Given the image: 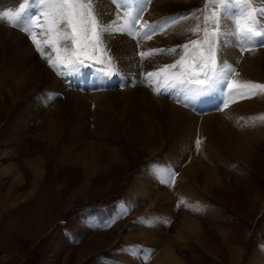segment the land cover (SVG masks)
Instances as JSON below:
<instances>
[{
  "label": "rangeland",
  "instance_id": "obj_1",
  "mask_svg": "<svg viewBox=\"0 0 264 264\" xmlns=\"http://www.w3.org/2000/svg\"><path fill=\"white\" fill-rule=\"evenodd\" d=\"M0 1V13L11 8L10 6L12 5H9V3L6 2L7 5L2 0ZM256 1L250 0L253 3ZM152 2L153 0L150 1V3ZM159 2L162 4V12L165 10V13L163 12L164 15L161 17H176L187 24L183 33L173 35L172 46L169 47V49H176V61L181 59L185 44L190 45V52L191 41H202L204 39L205 27H207L210 39L213 40L214 37L211 36V33L214 30L215 18L220 10L225 8L224 0H159ZM229 6H231V9L234 7V5ZM253 9L259 11V7ZM95 13L97 15L96 10ZM228 15L235 27L236 42L238 43V47H236L241 52L239 57L242 61L239 62L240 64L237 63V66L232 67L233 73L227 76L226 79L231 87L235 85V87L240 88L242 96L246 92V89L249 98L253 97L255 92L257 94H264V88L241 87V84L254 83L255 85H264V46L257 47L254 44L252 48H245V39L239 33V29L244 26L240 9L239 11H231ZM206 18L208 21L207 25L205 24ZM197 26L200 31L193 33L191 30ZM68 31L70 33V29ZM206 47L207 45H205ZM101 48L107 49L103 55L99 51L93 52L92 47L89 46L88 53L93 58L85 60L84 66L98 63L96 65L100 66L99 69L103 68L107 73L112 71L120 77L119 71H117L118 65H116L117 67L115 69L112 68L116 59L112 55L111 48H104L103 43L101 44ZM161 50L168 49L162 48ZM201 50L203 51V49ZM141 52L143 53L145 51L142 49ZM162 53L166 55L167 51L153 54V60L151 58L149 59L150 55L145 57L146 59L144 56L141 58L143 63L139 60V63H141L138 73L135 71L130 76L135 86L133 88H141L147 95L153 92L154 88L156 89L157 85L160 84H158V80L162 76L164 77L165 71L160 73V76L153 77L151 81L146 79V76L147 73L152 72L151 70L157 72L165 68L164 65H168V60L166 57L161 56ZM252 55L257 56L256 61L258 62L256 64L258 68H255V75H252L257 79L255 82L252 81L253 83H249L244 80L246 77H244L242 72L243 67L241 66H243V60L250 58L252 61ZM108 57L112 58V63L110 64L107 61ZM148 60H151V62ZM157 68L159 70L156 71ZM176 68V71L179 73L178 76L181 73L187 75L190 71L195 70L192 67L191 59L182 62ZM259 69L261 70L260 72ZM165 74H167V71ZM112 76V74L108 75V78L113 79L114 76ZM3 79L7 81L6 83L9 84V88H5V86L1 85L2 83L0 84L2 87H0V103L7 98L8 93L12 89H15L18 85L16 82H20L13 75L6 76ZM13 80L16 82H12ZM75 82L72 81V85L77 83ZM126 85L128 84L125 82L121 85L117 82L115 88H112L111 91L124 92ZM66 86L62 90L63 92H60L57 96L58 101H61L63 105L66 102L67 95L65 94L71 88L70 86ZM231 87L229 90L228 88L223 90V103H221L219 97L213 99V102L209 101V111H204L205 113L202 114L201 108L204 104H199L197 110H195V104L192 106V109L190 108L191 115L205 117L208 115L218 116L220 113L231 108L239 98V92L231 89ZM71 89L76 90L73 87ZM76 91L74 93L79 96H87L84 98L87 101H84L85 103L83 102V104L77 102V107H74L73 112H71L75 114L74 119L81 117V126L84 125L82 128L85 130L83 135L87 140L86 142L88 144L92 143V146L96 148L106 142H118V140L115 141L116 137L112 130L115 127V121L106 127L103 124V120H101L105 114L104 107H99L100 105L95 102V98L89 100L92 97V92L93 96H95L100 91L83 90L81 91L82 93ZM104 91H108V89L101 90V92ZM228 94L230 97L229 100ZM50 97L53 96L51 95ZM156 97H163L165 101H170L176 105L173 96L159 94ZM22 98L16 104L18 108H13L12 102H8V99H6L5 106H3L0 112V264H125L123 259L120 260L123 257L126 259L129 257L127 260L132 261L129 264L133 262L137 264H152L155 257L167 246H169L173 254L183 264H264V154L260 155L258 153L254 155L250 163L245 165L238 163L231 155L225 156L223 154L218 157V153L222 154L225 152V149L216 146L214 150L217 151V155L213 157L215 159L213 167L218 170L217 175L221 176L223 185L212 187L209 190V193L212 195L200 191L198 186L194 188L191 185L186 187L187 190L181 191L183 188H179L177 184L181 177V170L188 164V158L189 160L198 157L208 159L213 153L205 145L203 135L200 136L202 132L193 130L194 136L191 139L192 141H189V153H185V155L188 154V158L182 165H180V162L184 160V157L182 155L175 156L170 148V144L176 136L168 138L161 146L162 150L160 149L154 156H150L147 150H144L145 152L142 150L135 151V149L131 151V149L120 144L123 150H125L124 153L128 164L118 174L116 181L108 183L107 181L95 179L85 186L86 184L83 185L84 173L80 168L60 170V168L54 166L56 159L60 158L63 152L67 151L73 154L82 150L83 146L79 141H72V147L68 150L66 149L67 146H64L69 139L77 140L80 137L76 138L77 135L73 136L70 134L71 136L68 135L64 138L68 126H65L64 120H60V127H66L64 131L61 128L62 133L61 131L59 132L60 136L61 134L62 136H57L54 142L45 146L44 139L40 138V140L35 136L36 130L44 120L37 119V117L32 119L30 115L23 114V112L27 113L25 112L27 109L28 112L37 110L33 106L34 103H32L35 94L30 93V95L28 94ZM225 105L227 106L225 107ZM179 107L182 109L187 108L181 102L179 103ZM77 108L81 110L80 114ZM41 111H43V107L40 113ZM36 113L39 114V111ZM72 114L71 116L73 117ZM10 116H12L9 121L10 123L20 122L29 128L27 138H19V140L13 138L18 132L17 127L20 126L18 124L15 125V128H12L13 126L11 128L9 127L13 133L4 135L3 131L7 126H4V124H6ZM18 116L27 118L25 119L26 123L23 120H18L16 118ZM258 117L259 115L256 118ZM259 120L264 121L263 115L257 121L259 122ZM263 125L264 123H262L261 128L254 129L253 132L258 133L261 140H264ZM101 127L105 129L102 130ZM109 131L113 134L109 133ZM197 141L200 142L199 146H197ZM32 150L39 152L48 168H50L49 174L44 175L46 181L49 179V182L45 183V187L31 186L30 182L33 181V172L22 163ZM181 150L183 151V148ZM149 164H155L156 168L160 166L162 170L164 168V171L159 172L167 177L165 182L170 181L169 184L165 183L166 185L163 187L165 189H161L159 185L151 188L146 181H143L147 185L144 186L145 188L142 187V190L148 194L144 196L146 199H141L140 202H137V205L129 203L128 199L130 197H139L132 186L138 179L140 171L142 169L145 170V167ZM7 165H16L17 173L24 178L25 183L9 188L12 183V178L8 180V177H11L9 175L12 171L7 174L5 173L3 168L7 167ZM186 184L189 183L186 182ZM78 185L82 187L79 188ZM162 192H164V195H162ZM165 193H168L169 196L168 194L165 195ZM4 196L6 198H3ZM89 219H93L96 222L93 231L88 230L87 221ZM138 219L141 221L143 227L140 224H138V228L129 227L132 221ZM190 222L200 227V241H194L191 237L188 238L186 234L187 230L184 226ZM157 225L158 227H156ZM217 231H223L229 242L225 238L220 240V237L216 234ZM98 238L101 240V245L93 248ZM149 238H153L165 245L161 244L162 246L158 248L152 247L150 246ZM92 243L95 244L92 246ZM232 243L239 248L235 261H232L230 258L229 245L231 246Z\"/></svg>",
  "mask_w": 264,
  "mask_h": 264
},
{
  "label": "bare ground",
  "instance_id": "obj_2",
  "mask_svg": "<svg viewBox=\"0 0 264 264\" xmlns=\"http://www.w3.org/2000/svg\"><path fill=\"white\" fill-rule=\"evenodd\" d=\"M150 1L151 0H125L126 7L122 8L121 3H119L118 0H95L94 7L97 12L98 18L103 20L105 22V26L110 27L111 29L102 38L104 48L110 47L113 53L112 55L116 59V62L113 63V67L112 65L111 67L115 69V67H117L116 65H118L117 71H119L121 78L111 71L112 75L114 76H112L113 79L108 78V75L105 74L107 73V71L103 70V68L99 69L100 66H97L98 63H92L89 65L85 64L86 66L83 65L78 72L68 73L64 68V64L69 58L75 59V57L71 55V42L63 40L57 42L55 39V31L48 32L49 26L45 22V17L43 15L40 16L39 23L44 25V35H41V29L33 28L32 30V34L36 36L38 42L41 45V51L37 50L36 45L30 38V34L26 32L22 27L18 26L14 28L6 18H0V84L2 83L1 85L5 86V88H9V84H7V81L3 79L6 76L13 75L14 78L17 77V79L20 80V82H16L15 80L12 81H15L18 85L16 87L13 86L15 87V89H12V91L8 93L6 98L8 99V102H12L13 108H18L16 104L19 103L18 100H20L22 97L28 94L30 95V93L35 94V98L32 103H34L33 106L36 107L37 110L28 112L27 109V111H25L27 113L23 112V114L30 115V118L32 117V119H35V117H37V119L44 120L36 130L35 136L38 139H44L43 142L45 146H48V144L54 142L57 136L61 137L62 134L60 136L59 132L61 131V128L64 131L66 125L68 126V130L65 132L64 138H66L70 134L73 136L77 135L76 138L80 137L77 140L69 139L67 144H65L64 146H67L66 149L68 150L72 147V141H79L83 146L82 150L73 154L67 151L63 152V157L61 156L60 158H57L54 166L56 168H60V170L66 168H80L84 173L83 185L86 184L85 186H87L90 182H92V180L95 179L107 181L108 183L111 181H116L118 174L128 164L124 153L125 150H123V147L120 144H122L126 148L131 149V151L135 149V151L142 150L143 152H145L144 150H147L149 151L150 156H154L162 148L161 146L168 138L176 136V138H174L173 142L170 144V148L175 156L182 155L184 157V160L180 162V165H182V163L186 162V159L188 158V154L185 155V153L190 149L189 141H192L191 139L194 136L193 130L201 131L202 133L200 136L203 135L205 139H203L205 145L208 146L207 148L209 149V151L213 153L208 159H201L199 157L194 159L192 158L194 156L191 157V160H189L188 158V164H186V166H184L185 168L181 170V177L178 180L177 185L179 186V188H183V190L181 191L187 190L186 187L188 185H191L194 188L198 186L200 188V191L212 195L211 193H209V190L212 187H219L223 185L221 176L217 175L218 170L213 167L215 160L213 157L217 155V151L214 150L216 146L225 149V152H223L222 154L218 153V157L222 156L223 154L225 156L231 155L232 158L238 161V163H243L245 165H248L250 163L254 155L258 153L260 155L264 154V140L260 139V135L258 133H253L254 129L261 128L262 123H264V121H257L261 115H263L264 118V94H257L255 92V95L249 98L248 91L246 89V92L242 96L240 88L235 87L234 85L231 87V89L237 90L239 92V98L237 99L236 103L225 112L220 113L218 116L208 115L207 117H205L201 115H191L190 108L192 109V106H187V108L185 109L180 108V102H177V95L175 91L163 90L161 85H165L166 82L173 81L175 77H180L178 76L179 73L176 71L177 68L173 69L171 67H168L167 74H165V71L164 77L162 76L160 79L157 78L159 79L158 84H160L156 87V89L161 90V94L173 96L176 105H174L170 101H165L163 97H156L157 95H159L156 91L150 92V94L147 95L145 91L141 90V88H133L135 86L130 76L135 71H137L138 73L139 65L141 62L143 63V61L141 60V58H143V56L141 55L142 49L145 52H148L150 50H161L162 48H166L169 50V47L172 46L173 35L175 36V34L183 33L187 25L184 21H181L176 17H161L162 15H164L163 12L165 11L164 10L162 12L161 10L162 4L159 2V0H153L152 3H150ZM2 2H7L9 3V5H12L10 6L11 8L6 11L10 10L13 13L19 11V5L21 3H24L27 6L31 7V0H2ZM250 3L253 8L259 7V10L261 8H264V0H257L255 3ZM48 11H54V9H49ZM223 11L224 9L222 8L218 15L223 13ZM232 11H239V7L237 5H234ZM33 12H35V9H33ZM137 15H139L140 18L136 20L135 24L133 25L132 21L136 18ZM55 18L59 19V16H56ZM35 19L36 17L34 15L33 20ZM155 28H158V31L154 32L150 39L145 38V32H152V29ZM120 29H123V31H120ZM63 31L64 26H61V32ZM107 39L109 40L107 41ZM244 39L245 48H252L254 46L255 41L248 40L246 38ZM213 40L215 41L216 37H214ZM220 40L223 41V52L221 53L218 49V60L223 58L228 63L227 65L231 68L237 66L236 64L242 61V59L239 57L241 55V52L237 50L238 43L236 42L237 39L235 36V27L229 15L226 18L221 17ZM46 41H48V43H46ZM65 44L69 45V51L64 50ZM161 56L167 58V66H170L177 62L175 58V52L167 51L166 55L162 53ZM251 57L253 58L252 61L250 60V58L243 60V66H241L243 67L242 72L244 74V77H246L244 80H246L245 82L249 83H253L256 81L257 78H254L255 76L253 77L252 75H255V68H258L256 64L258 62L256 61L257 56L252 55ZM150 58L153 60V54L149 56V59ZM48 59H51L53 61V64L56 65L55 69L49 66ZM139 60H141L140 63ZM148 61L151 62V60ZM147 65L149 66V64ZM157 70L159 69L157 68L156 71ZM151 71L153 72V70ZM260 71L261 70L259 69V72ZM58 72H63L65 74L61 75L58 74ZM123 80L126 84H128L126 85L124 92L111 91L112 88H115L117 82L119 83V85L124 84ZM72 81H76L79 84L77 85V83L75 82L76 84L72 85L74 83H72ZM66 85L70 86L71 88H76V90L78 91L69 88L70 90H68L65 94L67 95L65 99L66 102L63 105L61 101H58L57 96L60 92H63L62 90ZM105 88H107L108 91L101 92V90H104ZM83 90L100 91V93L97 92L98 94L94 93L95 96H93V92L91 91L92 97L91 99L89 98V100L95 98L94 100L98 105H100L99 107H104L103 109H105V114L104 118L102 117L101 120H103V124H105L106 127L111 125L115 121V127L111 128L116 137L115 141L118 140V142H106L101 144L98 148L92 146V143H89L91 144L89 145L86 142L87 140L83 135V132L85 130L82 128L84 125L81 126V117L74 119L75 114L71 113L73 112V108L77 107V102H81L83 104L84 101H87L84 99L87 97L86 95V97H82L74 93L75 91L79 93V91L81 92ZM51 95L53 97H50ZM6 99L2 100V102L0 103V112L3 109V106H5V102L7 101ZM229 99L230 97L228 94V100ZM206 103L207 104L204 105V107L208 105V102ZM199 104L201 103H196L195 110H197ZM182 105L185 106L183 103ZM42 107L43 111H41L40 113ZM85 108L87 107L85 106ZM45 109L46 111H44ZM77 109L80 114L81 110L79 108ZM38 111L39 114L36 113ZM11 114L13 113L11 112ZM71 114L73 115V117L71 116ZM258 115L259 117L256 118ZM12 116H10L9 120H7L6 124H4V126L7 125L3 131L4 135L13 133L10 128L12 126V128H15V125L18 124L20 125L19 127H17L18 132L16 133V136H13V138L16 140H19V138H27L29 135V128L25 127L24 124L20 122L10 123L9 121ZM16 118L18 120H23V122H25V119H27L21 118L20 116ZM60 120H64V127H60ZM104 129L102 128V130ZM63 131H61V133ZM109 133L111 132L109 131ZM182 148L183 151L181 150ZM27 156L28 157H25L22 163H24V166L26 168L30 169L33 172V181L30 182L31 186H44L46 182H49V179L47 181L46 178L44 179V175L49 174L48 172L50 168H48L45 161L42 159V155H40L36 150H32ZM11 168L12 170L9 171V169ZM3 170L6 174L11 171V173L14 172L13 175H11L10 173L9 176L11 177H8V180L9 178H12V183L10 184L9 188H13L25 183L24 178L17 173L16 165H7V167H4ZM164 170L165 169L163 168L162 170L160 166L156 168L155 164H149L145 167V170L142 169L139 173L138 179L132 186L133 190H135L139 197H130L128 199V202L137 205V202H140L141 199H146V197L144 196H147L148 194H146L145 191L142 190V187L147 185H145L143 181H146V183H148L151 188L153 186L156 187L157 185H159L162 189L167 183L169 184L170 181L165 182V179L167 177L159 172ZM186 182L189 184H186ZM80 187L82 186H79V188ZM190 189L192 190V188ZM190 189L188 190L191 191ZM163 193L164 192H162V195H164ZM167 194L165 193V195ZM5 196L3 198H6ZM134 221L130 223L132 225L129 224V227L132 226L133 228H135L138 226V224L143 227L139 219ZM155 221L157 220L155 219ZM87 222L88 230L93 231L96 222L93 219H89ZM156 227H158V225ZM184 227H186V234L188 235V238L191 237L192 239H194V241H200V227H198L197 225L195 226V224H191V222L185 224ZM216 234L220 237V240H223L224 238L225 240H228L226 239L223 231H217ZM98 239H96L97 241H95V246H93V244L95 243H92L93 248H97V246L101 245V240ZM149 243L151 244L150 246L156 248L165 245L153 238H149ZM238 249V246L233 245V243L231 244V246L229 245L230 258L232 259V261H235V259H237ZM134 252H136V250H134ZM122 259L125 264H129V262H132L131 260L128 261L125 257L121 258L120 260ZM132 264L137 263L133 262ZM152 264H183V262L180 261L179 258L176 257L175 254H173L169 246H167L161 253H159L155 257Z\"/></svg>",
  "mask_w": 264,
  "mask_h": 264
},
{
  "label": "snow or ice",
  "instance_id": "obj_3",
  "mask_svg": "<svg viewBox=\"0 0 264 264\" xmlns=\"http://www.w3.org/2000/svg\"><path fill=\"white\" fill-rule=\"evenodd\" d=\"M118 2L121 3L122 8L126 7L125 0H118ZM94 4L95 0H31V7L21 3L19 11L15 13L10 10L4 11L0 13V18H6L14 28L18 26L22 27L30 34V38L36 45L37 50L41 51V45L36 36L32 34V30L33 28L41 29V35H44V25L39 23V18L43 15L45 22L49 26L48 32L55 31L57 42L61 40L71 42V55L75 59L69 58L64 64V68L68 73H75L84 65L85 60L93 58L88 53L89 46L92 47L93 52L99 51L102 55L107 51V49L101 48V44L103 43L102 37L111 29L105 26V22L97 17ZM224 4V11L216 16L214 30L211 33L212 37H216L215 41L210 39L207 27H205L204 39L202 41H191L190 52V45L185 44L183 46L184 53L180 60L170 66H165V68L157 72L147 73L146 79L151 81L153 77H158L161 72L167 71L168 67L174 69L182 62L191 59L192 67L195 70L190 71L187 75L181 73L179 78L166 82L162 86L165 91L174 90L177 95V102H181L185 106L209 102L217 97L223 103V90L231 87L226 77L233 73V69L227 65V62L223 58L219 60L217 58L218 49L221 53L223 52V41L220 40L221 17L226 18L229 12L232 11L228 7L229 5H237L240 9L244 22V26L239 29L240 35L243 38L255 41L257 47L264 46V8L256 11L253 9L250 0H224ZM33 9H35V12H33ZM49 9H54V11H48ZM33 15L36 17L35 20H33ZM56 16H59V19H56ZM139 18L140 16L137 15L132 24L134 25L135 21ZM207 23L206 18L205 24L207 25ZM61 26H64L63 32H61ZM68 29H70V33ZM120 31H123V29H120ZM156 31H158V28L152 29V32H145V38L150 39ZM191 31L196 33L200 29L197 26ZM205 45H207L206 48ZM64 50H70L68 44H65ZM161 51L175 52L176 49L152 50L151 52H143L141 55L147 57ZM107 61L109 64L112 63V58L108 57ZM48 63L50 67L56 68L51 59H48ZM58 74L63 75L65 73L58 72ZM105 74L111 75L112 72ZM241 87L264 88V85L244 84ZM154 91L157 94H161V90L159 89H154ZM199 143L197 141V146H199Z\"/></svg>",
  "mask_w": 264,
  "mask_h": 264
}]
</instances>
